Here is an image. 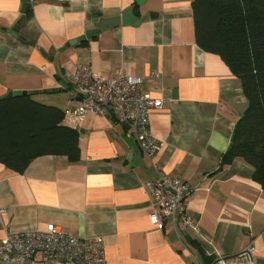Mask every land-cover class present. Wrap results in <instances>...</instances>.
<instances>
[{
  "label": "crops",
  "instance_id": "0c3cea01",
  "mask_svg": "<svg viewBox=\"0 0 264 264\" xmlns=\"http://www.w3.org/2000/svg\"><path fill=\"white\" fill-rule=\"evenodd\" d=\"M135 4L31 0L23 41L9 30L24 3L0 0V98L25 92L65 112L81 104L73 75L82 67L109 79L118 70L144 78L145 93L172 99L151 114L152 134L163 143L156 161L191 184L188 213L198 232L179 220L153 225L145 183L156 173L128 128L89 113L80 124L64 119L80 133L77 162L42 156L23 174L0 164V238L53 224L70 236L102 237L106 264H206L201 250L237 262L249 245L264 264V190L242 158L225 163L247 98L222 58L197 45L191 1L146 0L135 11L139 25L121 24L62 51L96 29L95 15L119 17Z\"/></svg>",
  "mask_w": 264,
  "mask_h": 264
},
{
  "label": "trees",
  "instance_id": "16d2710c",
  "mask_svg": "<svg viewBox=\"0 0 264 264\" xmlns=\"http://www.w3.org/2000/svg\"><path fill=\"white\" fill-rule=\"evenodd\" d=\"M190 1L197 45L222 58L241 80L247 98V109L236 125L225 163L242 158L264 190V0ZM64 119L63 110L39 103L29 94L0 98V164L23 174L42 156L77 162L80 133L65 125ZM191 244L201 247L196 241ZM201 252L206 264L215 263Z\"/></svg>",
  "mask_w": 264,
  "mask_h": 264
},
{
  "label": "built area",
  "instance_id": "2783aa9c",
  "mask_svg": "<svg viewBox=\"0 0 264 264\" xmlns=\"http://www.w3.org/2000/svg\"><path fill=\"white\" fill-rule=\"evenodd\" d=\"M73 84L82 101L66 110L65 117L80 124L93 113L108 116L114 123L125 126L156 173V180L145 183L154 209L153 225L162 230L167 221L179 220L191 232H198L197 224L188 213V203L194 195L191 184L167 175L156 161L163 143L152 134L151 114L162 110L172 99L153 98L144 92V78L127 75L122 70L109 79L82 67L73 75ZM3 212L0 209V214ZM0 264H106L105 243L102 237L67 235L53 224L43 231L8 232L0 238ZM214 264H256L254 249L249 245L237 262L219 257Z\"/></svg>",
  "mask_w": 264,
  "mask_h": 264
},
{
  "label": "water",
  "instance_id": "95a60500",
  "mask_svg": "<svg viewBox=\"0 0 264 264\" xmlns=\"http://www.w3.org/2000/svg\"><path fill=\"white\" fill-rule=\"evenodd\" d=\"M146 0H136V4L128 9H126L121 16L119 17H112V18H102L101 14H97L94 16V19L96 21V29L92 31H88L85 33V35L78 40L71 41L68 43L62 51L67 50L71 46L77 45L78 43H82L87 40H91L92 38H95L99 34H101L104 31H107L109 29L115 28L119 25H139L141 20L139 17L135 16V11L136 10H141L145 4ZM24 3V8L22 10V17L9 32L14 36L17 37L21 40L24 41V38L22 36H19L21 28L25 25L26 23V16L29 13L31 9V0H22ZM6 30V29H4ZM53 92V91H50ZM23 95H28V93L25 92H20V91H14V92H9L6 96L2 97V99H8L12 97H19ZM30 95V94H29ZM235 133V132H234ZM235 137L233 136L232 138V145L230 148H232L233 143H234Z\"/></svg>",
  "mask_w": 264,
  "mask_h": 264
}]
</instances>
